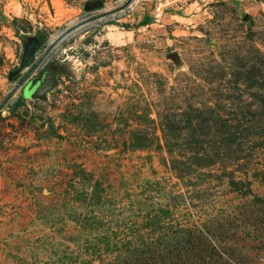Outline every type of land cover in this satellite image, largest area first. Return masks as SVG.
I'll list each match as a JSON object with an SVG mask.
<instances>
[{
	"label": "rangeland",
	"instance_id": "obj_1",
	"mask_svg": "<svg viewBox=\"0 0 264 264\" xmlns=\"http://www.w3.org/2000/svg\"><path fill=\"white\" fill-rule=\"evenodd\" d=\"M127 1L0 0V103ZM163 3L3 107L0 264H264V0Z\"/></svg>",
	"mask_w": 264,
	"mask_h": 264
},
{
	"label": "water",
	"instance_id": "obj_2",
	"mask_svg": "<svg viewBox=\"0 0 264 264\" xmlns=\"http://www.w3.org/2000/svg\"><path fill=\"white\" fill-rule=\"evenodd\" d=\"M133 0H128L127 3L122 6L121 8H119L118 10L116 11H111V12H108V13H105L103 15H100V16H97V17H94L88 21H86V23L90 22V21H93L97 18H101V17H104L106 15H109L111 13H114V12H118V11H121L123 10L127 5H129ZM78 26H81V25H78ZM77 26V27H78ZM77 27H74L73 29H70L68 30L66 33H64L60 38H58L54 43L51 44V46L49 48H47L45 50V52L42 54V56L30 67V69L28 70V72L22 77V79L19 81V83L17 84V86L14 88V90L0 103V112L2 111L3 107L6 105V103L12 98V96L23 86L26 84V82L28 81V78L33 74V72L37 69L38 65L41 63V61L48 55V53L52 50V48L62 39L64 38L66 35H68L70 32H72L75 28ZM32 83H28L25 88H24V97L25 98H33L36 96V87H35V91L33 90L32 88Z\"/></svg>",
	"mask_w": 264,
	"mask_h": 264
},
{
	"label": "built area",
	"instance_id": "obj_3",
	"mask_svg": "<svg viewBox=\"0 0 264 264\" xmlns=\"http://www.w3.org/2000/svg\"><path fill=\"white\" fill-rule=\"evenodd\" d=\"M149 1H153L157 3L156 11H160L161 7H164L167 4V3L166 4L163 3L165 0H149Z\"/></svg>",
	"mask_w": 264,
	"mask_h": 264
},
{
	"label": "crops",
	"instance_id": "obj_4",
	"mask_svg": "<svg viewBox=\"0 0 264 264\" xmlns=\"http://www.w3.org/2000/svg\"><path fill=\"white\" fill-rule=\"evenodd\" d=\"M21 104H22V101L20 99L16 100V103L14 104L13 109L17 108V107H20Z\"/></svg>",
	"mask_w": 264,
	"mask_h": 264
},
{
	"label": "bare ground",
	"instance_id": "obj_5",
	"mask_svg": "<svg viewBox=\"0 0 264 264\" xmlns=\"http://www.w3.org/2000/svg\"><path fill=\"white\" fill-rule=\"evenodd\" d=\"M135 4V3H134ZM132 5V4H131ZM84 23H86L85 21H83V22H80V23H77V24H75L76 26H78V25H83ZM73 29L74 28V25L72 26V27H70V29ZM66 31V30H65ZM60 38V37H59Z\"/></svg>",
	"mask_w": 264,
	"mask_h": 264
},
{
	"label": "trees",
	"instance_id": "obj_6",
	"mask_svg": "<svg viewBox=\"0 0 264 264\" xmlns=\"http://www.w3.org/2000/svg\"><path fill=\"white\" fill-rule=\"evenodd\" d=\"M1 113V112H0Z\"/></svg>",
	"mask_w": 264,
	"mask_h": 264
}]
</instances>
